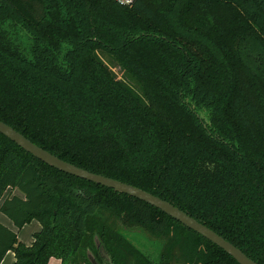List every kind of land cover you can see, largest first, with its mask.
<instances>
[{
	"label": "trees",
	"instance_id": "obj_1",
	"mask_svg": "<svg viewBox=\"0 0 264 264\" xmlns=\"http://www.w3.org/2000/svg\"><path fill=\"white\" fill-rule=\"evenodd\" d=\"M0 120L264 264V0H0ZM6 191L0 211L40 228L26 245L0 223V262L13 251L11 264H92L88 252L96 264H238L156 207L0 133ZM128 235L154 242L156 258Z\"/></svg>",
	"mask_w": 264,
	"mask_h": 264
},
{
	"label": "water",
	"instance_id": "obj_2",
	"mask_svg": "<svg viewBox=\"0 0 264 264\" xmlns=\"http://www.w3.org/2000/svg\"><path fill=\"white\" fill-rule=\"evenodd\" d=\"M0 133L6 138H8L10 141L14 142L17 146L30 153L33 157L41 160L42 162L50 165L51 167L59 169L60 171L68 173L70 175H74L76 177L112 188L115 191L125 193L156 207L171 218L179 221L181 224L185 225L186 227L195 231L205 239L217 245L224 252L229 254L238 264H258L251 258H249L245 253H243L238 247L233 245L231 242L227 241L215 231H213L206 225L200 223L199 221H197L184 211L180 210L178 207L167 202L166 200L161 199L147 191H144L130 184L90 172L63 159H60L49 151L36 145L24 135H22L20 132L16 131L14 128H12L1 120ZM96 244L98 245V242H96ZM88 257L92 264H96L90 252H88Z\"/></svg>",
	"mask_w": 264,
	"mask_h": 264
},
{
	"label": "rangeland",
	"instance_id": "obj_3",
	"mask_svg": "<svg viewBox=\"0 0 264 264\" xmlns=\"http://www.w3.org/2000/svg\"><path fill=\"white\" fill-rule=\"evenodd\" d=\"M99 55L101 56V58L104 60V62H106V64L112 69V71L114 72V74L116 75L117 78L122 79L123 81H125L127 84H129L130 86H132L134 89L137 90L135 83L133 82V80L126 75V73L124 72V70H122L120 68V66L118 65V63L112 58V56H109L106 53L103 52H98ZM200 116L205 119L206 118V113L203 110L199 111ZM19 195H22L21 192H19L18 190L16 191ZM10 221V220H9ZM37 222V220H33L31 221V224H26V226H24L19 233V239L24 242V244H30L32 242V228L33 225H35ZM17 232V231H16ZM133 241L134 243L141 247L144 251L149 252L152 256V258H156L157 253H158V248L157 245L152 242L149 241L148 239L139 236V235H128Z\"/></svg>",
	"mask_w": 264,
	"mask_h": 264
},
{
	"label": "crops",
	"instance_id": "obj_4",
	"mask_svg": "<svg viewBox=\"0 0 264 264\" xmlns=\"http://www.w3.org/2000/svg\"><path fill=\"white\" fill-rule=\"evenodd\" d=\"M17 190H15V191H13V194H18L17 192H16ZM7 194H8V191H6L5 193H4V195H3V197L0 199V205H1V202H2V200L7 196ZM19 195V194H18ZM10 219L7 217V216H5L1 211H0V223L2 224V225H4V226H6V227H8L9 229H11V230H14V231H17V237H18V239H19V233L21 232V231H19L18 232V230H21L24 226H26V224H31V221H33V220H35V219H33V220H31L30 222H28V223H26L25 225H23L20 229H18L17 230V228L14 226V224L12 223V221L10 220ZM38 222V221H37ZM39 228H40V224H39V222L38 223H36L35 225H33V228H32V234L35 232V231H37V230H39ZM20 240V239H19ZM21 241V240H20ZM32 241H33V237H32ZM22 242V241H21ZM24 243V242H23ZM32 243V242H31ZM30 243V244H31ZM30 244H28V245H30ZM27 245V244H26ZM14 260H15V256H14V253H13V251H8V252H6V254L4 255V257H3V259H2V261L0 262V264H11V263H13L14 262ZM47 264H60V260L59 259H57V258H54V257H51L49 260H48V263Z\"/></svg>",
	"mask_w": 264,
	"mask_h": 264
},
{
	"label": "built area",
	"instance_id": "obj_5",
	"mask_svg": "<svg viewBox=\"0 0 264 264\" xmlns=\"http://www.w3.org/2000/svg\"><path fill=\"white\" fill-rule=\"evenodd\" d=\"M115 1L123 5H129L133 2V0H115Z\"/></svg>",
	"mask_w": 264,
	"mask_h": 264
}]
</instances>
